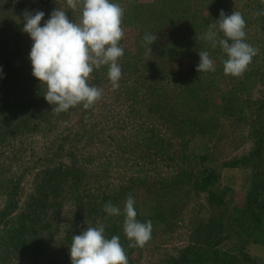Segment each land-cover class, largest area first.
I'll return each mask as SVG.
<instances>
[{
    "label": "rangeland",
    "instance_id": "obj_1",
    "mask_svg": "<svg viewBox=\"0 0 264 264\" xmlns=\"http://www.w3.org/2000/svg\"><path fill=\"white\" fill-rule=\"evenodd\" d=\"M18 1H23L21 9ZM257 1L211 0V5L217 10V14L211 18L210 6L206 3L202 5L195 0H183L179 5L190 10L186 21L193 27L192 22L201 15L203 19H209L205 21L208 26L219 18L221 11L230 15L232 11L240 12L243 5L257 9ZM112 2L149 18L153 26L152 35L157 34L156 43L163 47H166L169 28L184 19L182 14L179 15V9H170V4L162 5V9L153 8L154 0ZM30 6H33L32 13H45L41 24L56 8L66 12L74 23L80 21L79 0H0V68L3 69L0 100L13 95L9 87L19 98L25 97L26 100L32 87L46 91L45 85L39 84L31 75L28 59L31 40L22 31L21 17ZM245 13L244 20L254 18ZM121 27L124 36L119 45L123 47L124 54L117 61L122 71L117 87L109 80L108 66L105 65L94 69L87 78L90 85L102 89L101 98L88 108L81 103L57 113L53 110L54 106L47 102L41 103L42 106L33 103L29 112L0 117L1 124L7 125L10 131L6 135L0 134V210L10 197L15 202V208L0 226V264H71L68 248L72 236L80 234L86 227L100 225H104L106 235L112 230L110 225L116 222V215L107 214L105 204L111 202L123 210L129 196L135 201L138 217L151 221L152 231L150 239L142 247L127 245L126 242L130 240L124 234L122 247L128 264H165L168 257H177L188 245L190 230L195 229L197 221L203 219L205 222L211 213L206 194L197 193L190 186H178L171 192L166 187L159 192L165 195L164 198L155 196L156 180L175 175L182 165L194 169V174L200 173L203 168L215 171L219 177L218 190L225 192L229 205L242 206L253 169L249 165L227 167V164L251 156L253 142L247 135V128L243 124L233 125L229 118L221 116L217 112L218 103L181 105L175 99V91L179 89L180 92L187 85L186 88L193 94V79H198L200 75L201 81H208L197 89L198 95L211 93L209 84L212 83L216 88L220 87L221 93L227 92L229 84H232L229 77L234 81L230 95L261 100L264 98V87L256 83L248 84L243 74L232 76L220 73L221 59L226 55L219 45L213 48L211 42L207 44L209 41L203 39L201 42H205L204 45L197 42L189 48L183 46L184 52L174 54L166 62L161 60L151 69V76L145 77L148 80L144 83L145 87L157 82V94L168 102L160 103L159 112L170 109L174 123L165 121L163 127L159 126L161 119L154 110L148 117L151 122H146L143 116L139 119L132 114L133 109L138 111L145 106L141 103L144 94H134L138 84L139 88L143 87V82L129 75L132 69L140 66L136 63L137 59L145 61V56L134 59L136 31L123 25ZM259 28L253 26L245 35L250 36L249 43L257 54H261L259 49L264 35ZM200 51L209 52L214 71L197 73ZM128 61L137 66L125 68L124 63ZM166 72L172 73L170 80ZM235 82L244 83L243 88H235ZM33 94L41 99L39 94ZM185 104L190 106V112L182 110L186 109ZM214 105L217 108H212ZM244 108L248 113V106ZM209 118L215 121L214 125H201ZM245 118H249L247 114ZM198 120L200 125L196 122ZM177 126L181 129L178 127L179 130L171 134V129ZM147 128H152L153 136L149 131L140 132ZM147 144L151 146L149 153L153 155L148 166L136 161H142L139 157ZM160 145L167 148L159 149ZM154 149H158L159 154L154 155ZM199 156L204 157V163L196 162ZM67 171L69 173L65 174ZM32 197L37 198L36 208L32 206ZM88 205H97L99 210L88 213ZM156 205L161 206L162 220L158 217L156 220L150 219ZM20 222L35 223V227L22 233L23 241L28 244L27 252L6 248L2 240L6 239L3 233L9 224L16 228ZM244 255L257 264H264L263 245L248 243Z\"/></svg>",
    "mask_w": 264,
    "mask_h": 264
},
{
    "label": "trees",
    "instance_id": "obj_2",
    "mask_svg": "<svg viewBox=\"0 0 264 264\" xmlns=\"http://www.w3.org/2000/svg\"><path fill=\"white\" fill-rule=\"evenodd\" d=\"M195 1L197 3L201 2L200 4L202 5H205L206 3L210 6V18L217 14L216 8L211 5V0ZM181 2H183V0H154L153 8L160 7V9H162V5L170 4V9H179V15L182 14L184 19L180 21L179 24L177 23L169 28V32L166 36V47H163L155 42L153 45H151V52L147 50L148 46H146L143 39L146 34H154L152 29L153 26H151V20L147 17H144L143 15L139 16L137 13H134V11L132 12L131 9L127 10L121 8L123 10L121 25L136 31L134 52V54L136 53V56L134 59L137 56L142 58L145 56V61L137 59L138 62L136 63L140 66L136 67L137 69H132L133 72L129 73V75L134 77L136 80L143 82V87L139 88L140 84H138L139 86L135 88L134 94L137 95L139 93L138 95H140V93H143L144 98L142 99L141 103L145 104V106L141 107L138 111L133 109L132 114L133 116H137V118L139 117V119L141 116H143L146 122H151L150 118L148 117H150V112L154 110V112H156L155 114H157L159 119H161L158 123V125L161 127L165 125V121H173L171 119L172 114L170 117V109L168 112H159L160 103L168 102L162 100L163 97L157 94V82H154L151 87H145L144 83L148 82L145 77L151 76V69L154 66L159 65L161 60L166 62V59H170L174 54L180 55L181 51H183V46L184 48H189L192 45H195L197 42L199 45H204L206 40L204 43L201 42L203 41L202 37L204 33L209 30L205 25V21L209 19H203L204 17L202 15L196 18L194 21L195 23L192 22L193 27L190 26L188 21H186V19H188L190 10H187L185 7L184 9L183 7H180L179 3ZM17 3L18 7L21 9L23 6V1H18ZM257 3V9L255 7L252 8L250 6L243 5L244 8H240L241 10H239L243 17L246 15L245 12L253 15L254 17L252 20H248L247 18L245 19L244 30L246 35L250 32L249 28L253 26L260 27L259 29L261 30L262 35L264 34V0H258ZM32 7L33 6H30V8L27 9V12L32 13ZM21 19L23 20V15ZM183 22L184 24H182ZM249 39H251L250 36H245V42L251 44L249 43ZM210 42L211 41L206 43L209 44ZM261 46L262 47L259 49L261 54H256L252 58L253 63H250L242 74L244 75V80L248 84L256 83L257 85L260 84L261 87H264V35ZM224 59H226V57L221 59V66L219 68V71H221L220 73H224L222 70ZM136 63L132 64V62L128 61V63H124V67H134L137 66ZM166 73L168 74V80H170L172 73ZM195 75L199 76V74ZM201 76L202 75H200L198 79L195 77V79H193L196 87L193 89V94L192 91L186 88L187 85H185L183 87L184 89H182L180 92L179 89H176V101L178 100V103H181V105L184 103H218L219 109L217 112L221 116L225 117V119L229 118L228 120H230L233 125L243 124V126L247 128L248 137L253 142V152H251V156L247 157L246 159L232 161L230 164H227V167L249 165L252 167L253 173L249 190L244 198L242 206L240 207L229 205V202H227V198L225 196V192L221 189L218 190L219 177L217 173L212 170L209 171L208 169L203 168L199 171L200 173L194 174V169H189V166L185 168L184 165H182V169L180 168L178 173L175 175L168 176L166 178L163 177V179L158 178L156 180L157 195L155 196H161L164 198L165 195L159 192L164 191L166 187H169V191L171 192L175 189V187L178 186H190V188L195 190L197 193L206 194L207 206L211 210V213L205 222H203V219L198 220L197 224L195 225V229L190 230L191 233L189 234L188 245L180 251L177 257H168L165 264H244L245 262H249V264H257L251 261L249 257L244 255V249L248 243H255L264 246V98H260L261 100L256 98L244 99L242 95H230V91L233 89L232 84L234 82L230 77L228 80L232 84H229L230 87H228L227 92L225 91L221 93L220 87L216 88L213 85L214 83H212L209 84L211 93L209 92L208 95H198L197 89H200L201 84L208 81L206 79L201 81ZM234 84L237 85L235 88L238 89H240V87L243 88L242 85H244V83L240 82H235ZM10 88L11 87H9V90L13 93V95H11L8 99L4 98L0 100V117L5 115L9 117L11 115H15L17 112L26 113L30 111L31 107H33V103H40V106H42L41 103L46 102L43 98L45 91L41 88L33 89L32 87L28 92V100H26L25 97H23L24 99L19 98L17 93ZM33 93L39 94L41 99L34 97ZM245 106H248L249 108L248 113L244 111ZM185 108L186 109L182 110L188 112L191 111L189 105L185 104ZM212 108H217V105H214ZM246 114L249 118H245ZM146 118L148 120H146ZM196 122H198V125L202 123L201 125L209 127L208 125L212 123L214 125L215 121L213 119L210 120L209 118V120L202 121L201 123L199 120ZM150 126L151 124H149V127ZM178 127L180 126L171 129L172 131H170V133L173 134V132L181 129V127L179 129ZM146 131H149L152 136L154 135L152 128L140 130V132L143 133ZM165 131L169 132V130ZM9 132V127L5 124H1L0 121V134L6 135ZM150 148L151 146L147 144L146 148L143 149L144 152L141 153L142 156L139 157L142 158V161H136L148 166L150 164V157L153 156H151L149 153ZM162 148L166 149L167 146L164 145V147H162L160 145L159 149ZM157 153L158 149H154V155ZM204 161V157L199 156L196 162L204 163ZM68 173L69 172L67 171L65 174ZM31 203L32 206L36 208L38 206L37 198L32 197ZM14 208L15 202L13 201L12 197H10L8 202L5 203L4 208L0 210V226H2L1 224L4 223H2L3 219L11 214L10 212ZM160 208V205L155 206L154 213L150 219L156 220L157 217L160 220L163 219V213H161V210L159 211ZM98 210L99 206L91 205L87 211L88 213H96ZM120 210L121 214L116 215V222H113L110 225V229L112 230L106 233L105 237L110 239L113 236H118L120 238L119 242L122 245L125 241V233L123 231L125 215L123 210ZM136 219L141 222H146V219H140L138 217V213L136 215ZM34 224L35 223L26 224L25 222H20L16 228L12 226V223L9 224L8 229L5 230V233H3L6 236V239H2L3 244L6 246V248L11 247L14 249V251L27 252L29 250L28 244L23 241L22 233H24V231L27 229L30 230L32 227H35ZM30 236H32V234ZM131 243L132 241L126 242L127 245H130Z\"/></svg>",
    "mask_w": 264,
    "mask_h": 264
},
{
    "label": "clouds",
    "instance_id": "obj_3",
    "mask_svg": "<svg viewBox=\"0 0 264 264\" xmlns=\"http://www.w3.org/2000/svg\"><path fill=\"white\" fill-rule=\"evenodd\" d=\"M81 16L79 23L69 19L66 12L55 9L41 24L45 13L36 11L23 14V32L31 40L28 59L31 75L46 87L44 100L54 106L57 113L77 104L88 108L102 96V89L92 86L87 78L94 69L108 66V78L118 86L122 71L118 58L124 49L119 45L124 32L121 27L123 10L112 0H79ZM202 39L211 41L212 47L219 45L226 55L223 71L226 75L240 76L251 63L257 50L245 42V20L238 11L230 15L220 12L219 18L207 26ZM147 50L157 40L156 35L143 37ZM197 73L214 71L208 51L198 53ZM3 69L0 68V79ZM134 199L129 196L124 205L123 231L132 241L129 245L142 247L151 236V221L136 219ZM104 211L109 215H120L121 210L106 203ZM104 225L86 227L72 236L68 254L71 264H128L124 248L118 236L106 238Z\"/></svg>",
    "mask_w": 264,
    "mask_h": 264
}]
</instances>
